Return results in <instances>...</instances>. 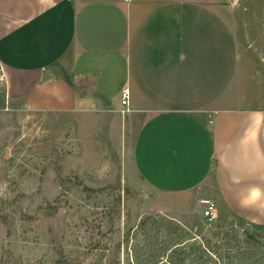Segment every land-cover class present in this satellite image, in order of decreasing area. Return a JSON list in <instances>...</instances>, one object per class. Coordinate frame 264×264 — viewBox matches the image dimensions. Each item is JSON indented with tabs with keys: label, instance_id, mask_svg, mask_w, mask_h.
Instances as JSON below:
<instances>
[{
	"label": "crops",
	"instance_id": "obj_1",
	"mask_svg": "<svg viewBox=\"0 0 264 264\" xmlns=\"http://www.w3.org/2000/svg\"><path fill=\"white\" fill-rule=\"evenodd\" d=\"M232 1L0 0V112L128 109L151 189L264 225V111L244 107Z\"/></svg>",
	"mask_w": 264,
	"mask_h": 264
},
{
	"label": "rangeland",
	"instance_id": "obj_2",
	"mask_svg": "<svg viewBox=\"0 0 264 264\" xmlns=\"http://www.w3.org/2000/svg\"><path fill=\"white\" fill-rule=\"evenodd\" d=\"M232 5L244 107L264 111V0ZM125 127L113 108L0 112V264H191L200 237L230 241L234 264H264V229L222 200L209 227L203 189H151Z\"/></svg>",
	"mask_w": 264,
	"mask_h": 264
},
{
	"label": "trees",
	"instance_id": "obj_3",
	"mask_svg": "<svg viewBox=\"0 0 264 264\" xmlns=\"http://www.w3.org/2000/svg\"><path fill=\"white\" fill-rule=\"evenodd\" d=\"M239 220H241L244 223H246V219L243 217H240ZM254 223H252L253 225ZM256 224H254L255 226ZM258 228L264 229V225H256ZM226 241L225 243H222V241H211L208 239H205L203 237H200L199 240L195 239L194 244L189 252V256L191 258V264H234L233 261L234 257L230 255V250L234 249L235 246L230 242ZM185 244L182 243L178 247L175 248V251H179V261L182 262L184 259H181L185 257L186 255V248H184ZM175 252V253H176ZM183 255V256H182ZM226 258L229 260L226 261ZM186 260V258H185ZM115 264H119L116 262ZM158 264H173L172 262L166 260L162 261V263Z\"/></svg>",
	"mask_w": 264,
	"mask_h": 264
},
{
	"label": "built area",
	"instance_id": "obj_4",
	"mask_svg": "<svg viewBox=\"0 0 264 264\" xmlns=\"http://www.w3.org/2000/svg\"><path fill=\"white\" fill-rule=\"evenodd\" d=\"M129 1V0H128ZM130 91L129 89H124L122 92V105L127 107L129 105ZM128 111V109H127ZM124 110V112H127ZM199 207L201 208V216L203 218L204 223L211 227L216 224L218 220V205L216 200L200 196L198 198Z\"/></svg>",
	"mask_w": 264,
	"mask_h": 264
}]
</instances>
